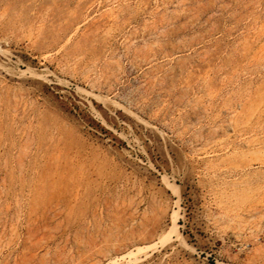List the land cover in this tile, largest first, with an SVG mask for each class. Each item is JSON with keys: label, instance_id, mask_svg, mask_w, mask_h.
I'll return each instance as SVG.
<instances>
[{"label": "rangeland", "instance_id": "1", "mask_svg": "<svg viewBox=\"0 0 264 264\" xmlns=\"http://www.w3.org/2000/svg\"><path fill=\"white\" fill-rule=\"evenodd\" d=\"M0 264H264V0H0Z\"/></svg>", "mask_w": 264, "mask_h": 264}]
</instances>
